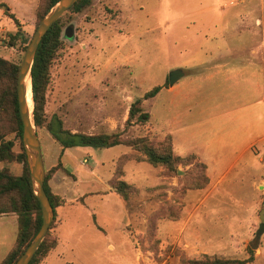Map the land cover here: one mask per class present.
Returning <instances> with one entry per match:
<instances>
[{"label": "rangeland", "instance_id": "1", "mask_svg": "<svg viewBox=\"0 0 264 264\" xmlns=\"http://www.w3.org/2000/svg\"><path fill=\"white\" fill-rule=\"evenodd\" d=\"M5 1L13 11L0 7V28L9 32L16 20L20 37L10 48L8 33H0V57L19 65L39 0L25 9L19 0ZM62 21L46 120L58 117L71 133L155 142L170 136L175 156L194 159L175 176L126 162L121 180L135 192L125 203L108 182L128 148L78 147L59 158L60 146L35 128L45 172L58 159L67 170L48 182L64 204L48 231L55 248L40 264H182L202 255L243 260L255 243L248 264H264V0H91ZM177 69L186 75L166 86ZM156 86L158 94L142 100ZM137 99L148 119L125 125ZM194 164L205 166L202 189L184 186L187 172L199 174ZM0 168L21 173L16 163ZM16 234L15 215L0 218V262Z\"/></svg>", "mask_w": 264, "mask_h": 264}, {"label": "trees", "instance_id": "2", "mask_svg": "<svg viewBox=\"0 0 264 264\" xmlns=\"http://www.w3.org/2000/svg\"><path fill=\"white\" fill-rule=\"evenodd\" d=\"M58 1L39 0L38 6H36L37 24ZM90 2L91 0H78L52 25L37 47L30 73L33 123L35 128H44L51 139L60 146L59 158L64 150L78 147H91L100 150L115 146L128 148L129 151L119 158L115 172L108 182L109 191L118 195L126 203L130 194L135 192L132 186L121 180L122 167L126 162L146 163L153 168H162L170 176H175L177 175L178 166H192L194 158L192 156H175L170 136H165L162 141L155 142L146 136L124 139L121 133H71L63 128L58 117L54 116L48 121L46 120L44 112L45 92L49 84V69L62 46V20L69 13H80L89 6ZM0 7L8 11L5 4L0 3ZM14 24L17 31L7 35L9 37L8 47H13L14 41L20 37V25L16 20H14ZM25 44H27V41ZM17 73L18 64L0 57V164L16 163L21 165V173L18 176L11 174L7 169L0 168V216L13 214L17 221L15 242L0 264H14L41 226L40 207L31 187L21 143L22 124L18 115L16 100ZM159 90L160 87H153L143 95L142 100L153 99ZM142 100L137 99L130 105L125 125L132 123L144 124L147 121L148 113L143 112L141 109ZM11 135L14 139H7ZM14 140L18 142V152L13 150ZM194 165L193 169L199 171V174L195 175L194 172H187L184 175V186L188 189H202L208 184V179L204 173L205 166L202 164ZM57 171H67L63 168L59 159L55 166L45 172L43 181V189L53 210V217L55 216V209L64 204L63 199L54 195L48 186L49 180ZM261 230L262 228H260L257 236L261 233ZM257 246L256 243L250 245L247 248L248 257L243 260L202 255L197 259L182 260V264H248L254 260V250L257 249ZM54 248L55 242L48 238L47 232L29 264H40Z\"/></svg>", "mask_w": 264, "mask_h": 264}, {"label": "water", "instance_id": "3", "mask_svg": "<svg viewBox=\"0 0 264 264\" xmlns=\"http://www.w3.org/2000/svg\"><path fill=\"white\" fill-rule=\"evenodd\" d=\"M78 0H59L39 21L18 65L16 79V100L18 115L22 124L21 143L25 154L33 193L39 203L41 226L29 245L14 264H29L35 252L45 238L53 220V210L43 189L45 168L42 160L40 143L33 123V101L30 73L37 47L52 25L70 9ZM65 36H68L65 31ZM185 75L181 70H172L168 74V85L173 86ZM28 82V83H27ZM29 85L31 108L27 105V87ZM261 225H264V210L260 214Z\"/></svg>", "mask_w": 264, "mask_h": 264}, {"label": "crops", "instance_id": "4", "mask_svg": "<svg viewBox=\"0 0 264 264\" xmlns=\"http://www.w3.org/2000/svg\"><path fill=\"white\" fill-rule=\"evenodd\" d=\"M19 1H21V3H22V5H24V7H22L23 9H25V7L26 8H28V6L27 5H29L30 4V1L31 0H19ZM0 3H3V4H7V2L5 1V0H0ZM8 10H9V12L10 11H13V6L9 3L8 4ZM0 15H4V12H0ZM8 33V34H13V33H15L16 32V30H15V27L14 28H12L11 30H9V32H8V28H6L5 26H2L1 28H0V33ZM0 43H1V41H0ZM261 45H264V44H261ZM5 49V47H0V56H1V50L2 49ZM11 48V47H10ZM186 75V74H185ZM184 75V76H185ZM71 149H67V150H64L63 151V157L62 158H68L69 157V151H70ZM61 175H62V173L60 172V171H57L55 174H54V176H53V178H52V180H51V182H54L56 179H60L61 178ZM6 216V215H5ZM4 216H0V218H3ZM16 225H17V221H16Z\"/></svg>", "mask_w": 264, "mask_h": 264}, {"label": "bare ground", "instance_id": "5", "mask_svg": "<svg viewBox=\"0 0 264 264\" xmlns=\"http://www.w3.org/2000/svg\"><path fill=\"white\" fill-rule=\"evenodd\" d=\"M28 83V82H27ZM30 91H29V85H28V87H27V105H28V107H29V109L31 108V102H30Z\"/></svg>", "mask_w": 264, "mask_h": 264}]
</instances>
